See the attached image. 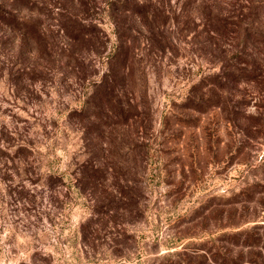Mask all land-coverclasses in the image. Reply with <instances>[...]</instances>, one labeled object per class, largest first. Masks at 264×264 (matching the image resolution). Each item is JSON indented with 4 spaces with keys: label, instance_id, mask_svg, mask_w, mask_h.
<instances>
[{
    "label": "rangeland",
    "instance_id": "obj_1",
    "mask_svg": "<svg viewBox=\"0 0 264 264\" xmlns=\"http://www.w3.org/2000/svg\"><path fill=\"white\" fill-rule=\"evenodd\" d=\"M30 2L0 30V264H264V26Z\"/></svg>",
    "mask_w": 264,
    "mask_h": 264
},
{
    "label": "trees",
    "instance_id": "obj_2",
    "mask_svg": "<svg viewBox=\"0 0 264 264\" xmlns=\"http://www.w3.org/2000/svg\"><path fill=\"white\" fill-rule=\"evenodd\" d=\"M70 1H73V0H70ZM105 2L109 6H112V5L124 6L127 4V0H105ZM34 4L35 2H30V0H1L0 1V30L2 31L11 30L12 31L13 28L18 27L17 29L22 30L21 32L22 35L24 37H27L28 28H29L28 19L21 15L18 16V14L21 13V10L32 9V7H34ZM225 4H226L225 7H223V10L221 11L223 22H226V20L234 18L235 16L239 18L238 24L236 21H233V25L235 27L233 29L234 32H238V29L239 30L241 29V25H243L246 21H248L245 23L246 25L245 27L252 25L257 30L260 31L259 34L261 33V29L264 26V0H242V1L241 0H233V1L230 0V2H227ZM3 6H6V8H1ZM244 8L248 9L249 11H244ZM247 17H250V18L247 19ZM16 24L18 26H16ZM223 31L226 32L227 30L223 28ZM117 50L118 49H115L114 51H117ZM116 56L117 54L115 52H112L109 54V56L108 55L106 56V59L108 60V62L109 61L111 62V60L116 58ZM261 62H264V59L260 57H256L253 60L254 64H260ZM247 65H248V62H247ZM243 71H246V72H243ZM239 73H241L239 78L252 79V80H254L255 77L260 75L259 72L258 73L256 72V74H252L251 71H248V70H242ZM108 75L109 74L105 73V76H108Z\"/></svg>",
    "mask_w": 264,
    "mask_h": 264
}]
</instances>
